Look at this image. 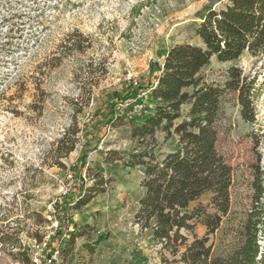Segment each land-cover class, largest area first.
Masks as SVG:
<instances>
[{
	"label": "rangeland",
	"instance_id": "rangeland-1",
	"mask_svg": "<svg viewBox=\"0 0 264 264\" xmlns=\"http://www.w3.org/2000/svg\"><path fill=\"white\" fill-rule=\"evenodd\" d=\"M227 1L0 0V231L4 235L21 229L24 249L35 244L34 234L48 236L47 252H57L54 264H169L161 260L151 231L140 233L133 222L143 192L139 185L143 169L105 162L104 154L131 146L127 119H136L121 107L124 102L151 86L158 76L157 61L172 45H201L196 27L205 10L220 9ZM232 65L257 80L254 122L241 118L234 92L219 100L216 150L233 170L232 212L237 213L249 207L258 174L264 188V62L243 53L229 63L212 59L200 74L222 85ZM118 78L122 82L116 85ZM187 110L188 106L182 107L183 116ZM73 123L79 130L78 143L60 159L63 149L58 150V140ZM155 138L156 154L178 147L174 134L167 138L157 131ZM83 173L91 183L96 173L110 183L105 193L75 210L72 206L89 185L81 178ZM69 174L81 178L79 187L63 195L66 186H72ZM210 195L190 208L209 206ZM259 207L264 211V195ZM74 224H90L94 229L89 237L76 240L72 257L62 260L59 248ZM183 233L191 241L189 233ZM195 233L202 236L205 229L197 224ZM86 244H97L93 254L85 251ZM10 252L9 246L0 245V264H20Z\"/></svg>",
	"mask_w": 264,
	"mask_h": 264
},
{
	"label": "trees",
	"instance_id": "trees-1",
	"mask_svg": "<svg viewBox=\"0 0 264 264\" xmlns=\"http://www.w3.org/2000/svg\"><path fill=\"white\" fill-rule=\"evenodd\" d=\"M196 28L201 45L175 44L163 57L157 84L151 90L152 113L139 121L127 119L131 123L130 148L107 151L104 161H119L124 169H143L139 183L143 192L133 222L140 233L151 231L150 238L160 246L163 262L264 264V211L259 207L264 188L260 174L249 207L232 212L233 170L216 150L220 98L226 92H234L241 118L252 123L257 80L255 76H245L236 65L226 70L222 85L209 82L200 74L212 59L229 63L243 53L264 62V0H228L220 9L208 7ZM184 106L188 110L183 116ZM157 131L167 138L176 135L178 147L167 154H156ZM78 133L73 123L58 140V150L63 149L60 159L73 152ZM109 183L96 173L73 209H82L98 194L105 193ZM206 193L211 194L209 206L190 208ZM197 224L205 229L202 236L195 233ZM93 229L90 224H74L59 248V257H72L76 240L89 237ZM183 231L189 233L191 241ZM21 232L13 230V234L4 235L0 231V245L9 246L10 255L20 264H31L29 250L21 245ZM43 237L36 233L32 238L39 243ZM95 246L86 244L83 248L93 254Z\"/></svg>",
	"mask_w": 264,
	"mask_h": 264
},
{
	"label": "built area",
	"instance_id": "built-area-1",
	"mask_svg": "<svg viewBox=\"0 0 264 264\" xmlns=\"http://www.w3.org/2000/svg\"><path fill=\"white\" fill-rule=\"evenodd\" d=\"M158 66V76L160 73V70L163 66V60L157 61ZM157 76V77H158ZM157 77L151 84V86L145 90H140L137 94L131 97V99L124 102V104L121 106L128 116H131L135 118L137 121L141 120L144 116L150 115L153 111L152 107V100H151V90L155 87L157 84ZM127 80L131 81V77L127 78ZM122 82V79L118 78L114 81V84H120ZM69 178V184L72 186H66V189L63 193V195L69 194L72 190V188L79 187L78 183L80 179L82 178L83 181L88 180V184L91 183L90 179L86 177L85 173L82 174L81 178L75 179L72 174L68 175ZM85 186V185H84ZM55 210L51 211V214H54ZM54 226L57 228L58 223L55 221ZM49 237L46 236L43 238V240L39 243L35 242V244L28 249L31 264H54L57 252L54 251L52 253H48L46 250L47 243H48Z\"/></svg>",
	"mask_w": 264,
	"mask_h": 264
}]
</instances>
